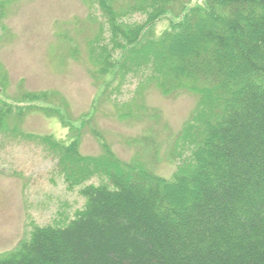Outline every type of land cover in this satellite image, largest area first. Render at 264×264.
Returning <instances> with one entry per match:
<instances>
[{
    "label": "trees",
    "instance_id": "16d2710c",
    "mask_svg": "<svg viewBox=\"0 0 264 264\" xmlns=\"http://www.w3.org/2000/svg\"><path fill=\"white\" fill-rule=\"evenodd\" d=\"M88 1L109 26L89 42L98 77L140 74L142 86L197 95L181 152L171 154L180 162L167 179L139 160L82 156L74 138L39 137L84 204L64 225L35 226L0 264H264V0H203L190 9L179 0L118 9L116 0ZM179 6L183 16L156 36L153 24ZM137 13L145 23L122 22ZM47 100L27 93L20 102ZM14 108L0 100V132L33 138L11 127L22 117ZM97 176L106 182L88 183Z\"/></svg>",
    "mask_w": 264,
    "mask_h": 264
},
{
    "label": "rangeland",
    "instance_id": "374dc122",
    "mask_svg": "<svg viewBox=\"0 0 264 264\" xmlns=\"http://www.w3.org/2000/svg\"><path fill=\"white\" fill-rule=\"evenodd\" d=\"M179 1L188 9L203 4ZM116 2L118 9L129 0ZM98 9L88 0H0V68L6 75L0 100L22 114L11 127L16 123L22 133L37 137H22L11 128L0 132V256L29 239L35 226L66 224L84 204L80 187L68 189L56 157L39 137L74 138L82 156L109 153L122 163L139 160L167 179L180 162L171 154L181 152L178 138L197 108V95L142 86L140 74L118 80L114 70L108 78L98 77L89 42L109 28ZM181 9L155 22L154 34L179 21ZM146 20L137 13L122 22ZM117 59L115 54L111 62ZM27 93L47 94L48 100L21 103ZM105 180L97 176L88 183Z\"/></svg>",
    "mask_w": 264,
    "mask_h": 264
}]
</instances>
